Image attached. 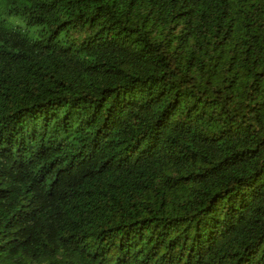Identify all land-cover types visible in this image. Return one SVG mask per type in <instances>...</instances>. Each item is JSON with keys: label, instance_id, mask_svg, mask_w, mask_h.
Here are the masks:
<instances>
[{"label": "trees", "instance_id": "16d2710c", "mask_svg": "<svg viewBox=\"0 0 264 264\" xmlns=\"http://www.w3.org/2000/svg\"><path fill=\"white\" fill-rule=\"evenodd\" d=\"M0 264H264V0H0Z\"/></svg>", "mask_w": 264, "mask_h": 264}, {"label": "rangeland", "instance_id": "374dc122", "mask_svg": "<svg viewBox=\"0 0 264 264\" xmlns=\"http://www.w3.org/2000/svg\"><path fill=\"white\" fill-rule=\"evenodd\" d=\"M10 25H13V26L21 25L23 27H26L25 23L18 18H11Z\"/></svg>", "mask_w": 264, "mask_h": 264}]
</instances>
